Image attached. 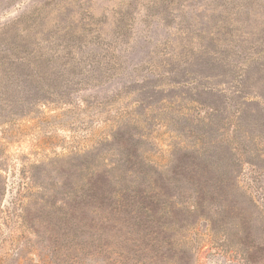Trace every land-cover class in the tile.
<instances>
[{
	"label": "rangeland",
	"instance_id": "rangeland-1",
	"mask_svg": "<svg viewBox=\"0 0 264 264\" xmlns=\"http://www.w3.org/2000/svg\"><path fill=\"white\" fill-rule=\"evenodd\" d=\"M0 264H264V0H0Z\"/></svg>",
	"mask_w": 264,
	"mask_h": 264
}]
</instances>
